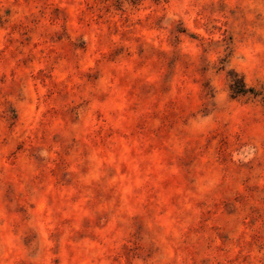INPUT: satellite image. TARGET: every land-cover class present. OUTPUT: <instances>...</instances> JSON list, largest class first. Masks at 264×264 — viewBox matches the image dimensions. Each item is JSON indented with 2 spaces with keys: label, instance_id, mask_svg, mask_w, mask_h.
Masks as SVG:
<instances>
[{
  "label": "rangeland",
  "instance_id": "obj_1",
  "mask_svg": "<svg viewBox=\"0 0 264 264\" xmlns=\"http://www.w3.org/2000/svg\"><path fill=\"white\" fill-rule=\"evenodd\" d=\"M0 264H264V0H0Z\"/></svg>",
  "mask_w": 264,
  "mask_h": 264
},
{
  "label": "trees",
  "instance_id": "obj_2",
  "mask_svg": "<svg viewBox=\"0 0 264 264\" xmlns=\"http://www.w3.org/2000/svg\"><path fill=\"white\" fill-rule=\"evenodd\" d=\"M232 89L235 93H244L246 91L245 84H243V81L239 79L238 77L233 79Z\"/></svg>",
  "mask_w": 264,
  "mask_h": 264
}]
</instances>
